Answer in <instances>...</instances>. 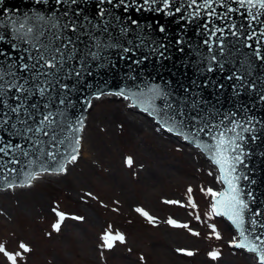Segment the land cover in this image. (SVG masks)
<instances>
[{"label":"rangeland","instance_id":"1","mask_svg":"<svg viewBox=\"0 0 264 264\" xmlns=\"http://www.w3.org/2000/svg\"><path fill=\"white\" fill-rule=\"evenodd\" d=\"M129 104L121 97L95 99L86 114L80 155L64 175L0 191V243L9 252L19 251L21 242L32 249L19 264H252L249 254L231 246L237 233L221 217L207 215L212 197L206 190H220L214 180L218 171L198 150L169 137ZM120 116L145 120L144 129L130 136ZM143 146L146 151H140ZM127 157L133 160L131 167ZM189 187L196 209L165 203L187 205ZM137 207L156 217L155 223L137 213ZM57 211L66 214L59 231L53 228ZM76 216L84 219H72ZM169 218L200 235L169 225ZM212 224L221 239H215ZM109 226L125 236L113 249L102 247ZM214 250L221 253L217 260L208 256ZM0 264L10 262L0 254Z\"/></svg>","mask_w":264,"mask_h":264},{"label":"water","instance_id":"2","mask_svg":"<svg viewBox=\"0 0 264 264\" xmlns=\"http://www.w3.org/2000/svg\"><path fill=\"white\" fill-rule=\"evenodd\" d=\"M202 2V0H200ZM137 3H142V0H137ZM177 6L183 5L181 14L167 16L163 13L140 11L136 12L130 9L128 13H124L121 9H113L114 15L121 17L120 21L113 17H105L110 21L108 32L98 31L92 28L83 16L89 17L93 23H99L100 17L97 15V0H80L79 7L82 9V16L78 18L84 25L83 28L76 34L79 36L77 43L78 55L69 64L66 65V70L74 67L80 69V62H84V75L79 79L74 75L71 79H64V73H61V82L69 84L70 88L66 91L61 90L59 84L52 81L53 87L48 89L45 98L41 99L38 93L31 98L28 103H37L41 105L40 112L46 113L52 111L63 112V116H54L57 120L56 128L57 141L64 139L65 143L60 145L58 142H51L49 137L40 135L35 137L45 141L44 149L47 151L56 152L55 161L49 160L46 154L42 155L37 147H34L32 141L27 140L22 136H15L10 127L0 128V136L5 142L11 141L13 145L19 143L22 145L23 151H28L27 157L23 156L22 151L17 149L10 151L8 156L0 154V161H8L17 159L19 163H6L0 168V189L6 188L9 183L14 185L26 184L28 173L40 172V169L47 168L48 171H54L60 164L68 163L66 157L71 152L76 137H81L82 130L75 132L72 129L79 128V121L85 122L86 113L90 107L87 102L101 95V93H116L121 90L126 95L131 97L134 104L142 111L147 106L144 99L148 96V89L153 85H159L167 91L170 96V102L174 108L169 111V114L176 111L177 108L183 107L185 113L196 115L197 111L206 118L210 117L213 123H219L225 114L235 112L236 120H245L251 117L252 125L255 131L245 133L246 141L244 147L246 151L245 165L241 166V174L247 175L249 180H241V187L245 193L251 192L252 198L245 195V199L249 202V211L245 214L244 227L251 230L250 219L253 213L257 210L264 213V101L260 99L264 95V61L255 59L253 50L259 46L262 54H264V36L260 35V31L264 28V24L259 21L252 22L246 18L245 9L240 8L235 0H226L231 7L238 11L229 13L227 19H212L210 27L224 28V35L221 37L224 40L225 51L221 55L216 44L213 43V53L208 52V46L203 44L207 38L208 32L204 28V24L208 18L201 10L200 17L188 16V12L192 9L187 8L186 0H176ZM218 14H223L226 8H221L219 5H213ZM56 7L54 0H50L48 5H37L34 0H0V34L5 35V41L0 42V50L10 54L13 57L18 56V52L11 48L12 40V24L11 19L23 20L25 15L32 16L34 12H42L45 15L50 14ZM74 8L76 6H73ZM103 7L111 8L110 5ZM162 7V5H157ZM6 10V12H5ZM64 8H60L63 12ZM174 12V8L172 9ZM255 11V10H253ZM131 16L139 22V26H131L127 21V16ZM260 21H264V16L260 17ZM252 23V29L248 28V24ZM127 24L130 31L127 34L120 32V27ZM235 24L239 28L244 25L242 35L233 36L230 25ZM163 25L166 32H159L158 28ZM101 28L104 26L101 23ZM255 30L256 36L253 40H247V35ZM56 31V30H53ZM87 32V34H84ZM64 36L71 33L64 32ZM219 35V34H218ZM107 44L109 42H118L123 47L132 49L130 53H123L122 49L104 48L101 49V56L98 60H93L88 55L89 50L97 51L94 47L92 37ZM111 37V41L109 40ZM76 39V36H73ZM259 39L260 44H256ZM215 41L216 38L213 37ZM183 41V43H177ZM53 43H59L54 41ZM247 44L253 45V48H248ZM166 45V48L160 49L159 45ZM22 45L21 47H26ZM154 48L156 50H154ZM160 51L164 52V56H160ZM212 54L217 55V62L210 60ZM5 57L0 56V60ZM140 60L139 64L135 61ZM219 63H223L221 69ZM212 67L213 71L208 72L207 68ZM236 71L237 74H243L245 80L243 82L236 80H228L227 77ZM88 73H91L90 75ZM45 77H41L44 80ZM236 85V89L232 86ZM223 85V88H219ZM43 87H48L47 84H42ZM237 90L239 94H237ZM143 93V97L140 94ZM67 95L71 103L59 105L58 99L53 101L48 109H44L42 105L48 103L53 97ZM193 100L203 101L197 110L191 109ZM15 103L14 101H11ZM158 108H161L163 101L155 102ZM31 111V109H30ZM146 114L152 115L151 109ZM162 127L169 131L172 128V134L179 135V126L173 127L171 122L167 125L164 123V112L152 115ZM179 119V117H178ZM12 122H17L13 116ZM31 123V121H29ZM227 123V122H225ZM69 125L71 127H69ZM17 126L22 128V125L17 123ZM249 126V125H245ZM185 134H190L192 129L184 128ZM31 135V134H29ZM251 135H256V140H251ZM182 140L189 144H194L191 139L185 140L183 135H180ZM199 141L204 143H212L209 136L201 133L198 137ZM54 145V146H53ZM204 153L209 156V153L200 146ZM210 157V156H209ZM15 168V172L9 170ZM55 172V171H54ZM254 181V182H253ZM224 185L221 190L224 189ZM220 190V191H221ZM225 217V216H224ZM227 218V217H225ZM261 223H264V215L257 218ZM228 220V218H227ZM229 221V220H228ZM230 224L231 221H229ZM233 225V224H232ZM235 228V226L233 225ZM236 229V228H235ZM237 230V229H236ZM238 232V230H237ZM264 233V228L257 227L255 234ZM239 236V232H238ZM240 239V236H239ZM239 241V240H238Z\"/></svg>","mask_w":264,"mask_h":264},{"label":"snow or ice","instance_id":"3","mask_svg":"<svg viewBox=\"0 0 264 264\" xmlns=\"http://www.w3.org/2000/svg\"><path fill=\"white\" fill-rule=\"evenodd\" d=\"M37 5H48L50 0H34ZM56 7L50 14L45 15L42 12H34L32 16L25 15L23 20L11 19L12 24V40L11 48L13 51L18 52V56L13 57L10 54L5 53L0 50V56L5 57L4 60H0V128L10 127L13 130L15 136H22L27 140L32 141L34 147H37L39 152L44 155L46 154L49 160L55 161L56 152L47 151L45 153L44 144L45 141L41 139H36L43 135L44 137H49L51 142H58L60 145L65 143L64 139L57 141L56 128L57 120L54 116H63L64 113L57 111L53 113L52 111H47L46 113L40 112L41 105L37 103H28V101L33 98L37 93L41 99L45 98L46 93L49 88L53 87L52 81L55 80L61 90L66 91L70 88L69 84L61 82V73H64V79H71L74 75L76 78H80L84 75V62H80V69L77 70L74 67H70L66 70V65H69L78 55L77 43L79 42V36L76 35L84 25L80 22L78 18L82 16V9L79 7L80 0H54ZM86 2V0H85ZM187 8L192 9L188 12V16L200 17L201 10H204L205 16L208 18L207 22L204 24L205 30L208 32L207 38L203 41L204 45L208 46V52L213 53V43L216 44L220 54L222 55L225 51L224 40L221 38L224 35V28L221 27H210L212 19H227L229 13L238 11L231 7L230 4L226 3V0H186ZM235 3L239 4L240 8L245 9L246 18L250 21H259L264 24V21H260V17L264 16V0H235ZM110 5L111 8L103 7V5ZM157 5H162V7H157ZM213 5H219L221 8H226L223 14H218L216 8ZM73 6H76L75 8ZM64 8L63 12H60V8ZM183 5L177 6L176 0H142V3H137V0H97V15L100 17L99 23H93V21L87 17L83 16V20L86 21L92 28L98 31L108 32L110 26V21L106 20L105 17H113L115 20L120 21L121 17L119 15H114L113 9L119 10L122 8L124 13H128L130 9H134L136 12L149 11L163 13L167 16H172L175 14H181V19L184 18L182 14ZM174 8V12L172 9ZM255 10V11H253ZM6 12V10H5ZM127 21L130 22L131 26H139V22L133 19L130 15L127 16ZM101 23L103 27L101 28ZM3 25H0L2 27ZM244 25H230V29H237L231 31V35L239 36L243 33L239 29H242ZM248 28L252 29V23L248 24ZM56 30V31H53ZM159 32H166V28L160 25L158 28ZM130 28L125 24L120 27V32L122 34H127ZM68 32L71 35L64 36L63 33ZM84 34H87L85 32ZM219 34V35H218ZM260 35L264 36V28L261 29ZM76 36V39H73ZM256 36L255 30H252L251 34L247 35V40H253ZM213 37L216 40H213ZM94 42V47L97 51L89 50L88 55L92 57L93 60L100 59L101 49L112 48V49H122L123 53H130L132 49L128 47H123L118 42H109L107 44L103 43L95 36L92 37ZM111 41V37H109ZM5 41V35L0 34V42ZM58 41L59 43H53ZM177 43H183V41H177ZM256 44L259 45V39L256 40ZM22 45H27L26 47H21ZM248 48H253V45L247 44ZM160 49L166 48V45H159ZM154 50H156L154 48ZM160 56H164V52L160 51ZM253 55L256 60L264 61V54H262L261 47L257 46L253 50ZM210 60L217 62V55L212 54ZM141 61L137 60L135 63L139 64ZM219 67L223 69L224 64L219 63ZM208 72H212L213 68L208 67ZM89 75L91 73H88ZM41 77H45L41 80ZM228 80H236L243 82L245 76L243 74H237L233 71L231 75L227 77ZM42 84H47L48 87L41 86ZM219 88H223V85H219ZM236 89V85L232 86ZM103 94V93H101ZM109 95L122 96L125 99H130L128 95L125 94L123 90L116 93H108ZM237 94L239 91L237 90ZM143 97V93L140 94V99ZM99 98V95L96 96ZM58 99L59 105H65L71 103L68 100L66 94L60 97H53L48 103H44L42 107L48 109L51 103ZM264 101V95L260 97ZM157 100L163 101L161 108H158L155 104ZM14 101L15 103H12ZM146 107L144 111L148 112L151 109L152 115H156L160 112H164V123L167 125L171 122L173 127L179 126L178 133L183 135L185 140L191 139L196 146L203 148L209 153L212 163L218 167L219 175L217 176V181L222 183L225 187L221 191H215L212 188L206 190L207 194L212 197V204L210 212L207 213L209 217L211 216H225L229 221L235 226L239 232V241L233 240V247L246 250L248 253L254 255V259L257 264H264V233L255 234L257 227L264 228V223H261L257 218L264 215L261 211L257 210L253 213L250 224L251 230L244 227L245 225V214L249 211V202L245 199L247 197L252 198V193H245L244 189L241 187V180H249L247 175L241 174V166L245 165L246 151L244 147V142L246 141L245 133H252L255 131L252 125L251 117L245 118V120H236L235 112L231 114H225L219 123H213L210 117H205L201 115L198 111L196 115L191 113L186 114L183 107H179L176 111L169 114L168 110L174 108L172 102H170V96L167 91L162 89L159 85H153L148 89V96L144 99ZM203 101L193 100L191 104L192 110H197ZM87 106L91 107V102H87ZM31 109V111H30ZM13 116L17 122H12ZM179 117V119H178ZM31 121V123H29ZM227 122V123H225ZM22 125L20 128L17 126ZM79 128L72 129L75 132L82 130L83 122L79 121ZM249 126H245V125ZM69 127H71L69 125ZM192 129L190 134H185L183 129ZM172 128H169L171 131ZM203 133L209 136L212 143H204L198 140L200 134ZM31 134V135H29ZM258 137L256 135H251V140H256ZM71 152L67 155L66 159L68 163H74L77 160L79 154L80 138L76 137L74 141ZM54 146V145H53ZM21 150L23 156L27 157L29 155L28 151H23L22 145L17 143L13 145L11 141L5 142L3 137L0 136V154L3 156H8L10 151ZM6 163L17 164L19 161L17 159H10L8 161H0V168L4 167ZM125 163L131 167L133 160L131 157H127ZM10 172H15L16 169L12 168ZM47 168H41L40 172L28 173L26 177V184H21L19 186H31L32 181L37 179L41 172H47ZM57 173H65L67 171L64 164H60L57 169H54ZM211 175V173H209ZM254 182V181H253ZM12 183L8 184L9 188L14 187ZM204 191V189H201ZM188 203L187 205L181 204L178 200H168L165 201L167 204H176L181 207L190 206L196 209L197 205L192 198L191 187L188 188ZM91 195V193H88ZM55 211V209H54ZM137 213L146 218L150 223H155L156 217L150 215L143 208L137 207L135 209ZM58 217L57 223L53 225L56 231L60 230L61 223L66 218V214L63 212H56ZM197 220H200V216L196 215ZM75 220H83V217H72ZM167 223L173 227H181L189 229L192 235L199 236V232L192 231L188 224H181L178 221L169 218ZM215 239H221L220 233L217 231L214 224L209 225ZM103 241L102 247L107 249H113L117 242L124 243L125 236L120 232L113 233L111 226L105 230L103 236L101 237ZM19 251L9 252L6 250L4 244L0 243V254H2L10 264H19L20 260L23 258L25 253H30L32 249L25 243L21 242L19 244ZM178 252L193 256L194 252L187 249H177ZM221 253L219 251H210L208 256L212 260L219 259ZM143 259V258H141Z\"/></svg>","mask_w":264,"mask_h":264},{"label":"bare ground","instance_id":"4","mask_svg":"<svg viewBox=\"0 0 264 264\" xmlns=\"http://www.w3.org/2000/svg\"><path fill=\"white\" fill-rule=\"evenodd\" d=\"M113 97L114 98H116V96H114L113 95ZM95 99H97L96 97H94L93 99H91V102H93ZM130 105V104H129ZM131 106V105H130ZM130 106H128V108L130 107ZM120 118L122 119V124L123 123H125V125H126V128H125V132L127 133V134H129L130 136H132L133 137V135L135 136V132H139V131H141V129H144V126L142 125V123L143 124H146V122H145V120H140V121H136L135 119H128L127 117H121L120 116ZM128 119V120H127ZM144 121V122H143ZM166 133V132H165ZM167 134V133H166ZM169 135V134H168ZM171 138H174V137H172L171 135H169ZM80 142H82V136H81V139H80ZM81 145V144H80ZM138 146H139V144H138ZM146 151V147H142L141 149H140V151ZM81 151V150H80ZM80 155V152H79V154H78V156ZM145 155H148V156H146L147 158L148 157H150V155H149V153L148 154H145ZM153 159V158H152ZM146 161V163H148V164H151V163H154V161H150V160H145ZM71 164H73V163H67L66 165H65V167H66V169H68L69 168V166L71 165ZM136 164H138V163H136ZM212 165V164H211ZM139 166L140 165H137L136 167H137V169H139ZM212 168L214 169V171L216 172V174H217V170H216V168H215V166L214 165H212ZM66 173V172H65ZM65 173H57V172H41V174L39 175V177L37 178V179H35L34 181H32V183H31V186L32 185H34L38 180H39V178L40 177H43V176H49V177H58V176H62V175H64ZM214 180H215V184L217 183V177H214ZM218 185L220 186L221 184L218 182ZM31 186H23V187H21V186H19V185H15L14 187H12V188H30ZM12 188H8V189H12ZM1 191V190H0ZM237 241V240H236ZM246 253L247 254H249V257H250V262L252 263V264H257V261L254 259V255L253 254H250V253H248L247 251H246ZM169 258H170V256H169ZM249 259V258H248ZM224 264V263H223ZM226 264V263H225Z\"/></svg>","mask_w":264,"mask_h":264}]
</instances>
